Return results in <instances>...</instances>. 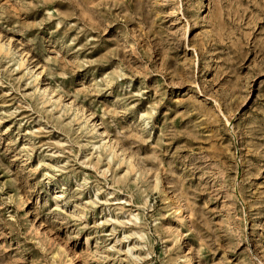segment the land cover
Listing matches in <instances>:
<instances>
[{
  "label": "rangeland",
  "instance_id": "374dc122",
  "mask_svg": "<svg viewBox=\"0 0 264 264\" xmlns=\"http://www.w3.org/2000/svg\"><path fill=\"white\" fill-rule=\"evenodd\" d=\"M0 264H264V0H0Z\"/></svg>",
  "mask_w": 264,
  "mask_h": 264
},
{
  "label": "bare ground",
  "instance_id": "6f19581e",
  "mask_svg": "<svg viewBox=\"0 0 264 264\" xmlns=\"http://www.w3.org/2000/svg\"><path fill=\"white\" fill-rule=\"evenodd\" d=\"M7 51H8V49H7ZM22 61V60H21ZM22 66V65H21ZM37 78V77H36ZM60 98V97H59Z\"/></svg>",
  "mask_w": 264,
  "mask_h": 264
}]
</instances>
